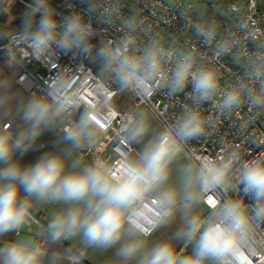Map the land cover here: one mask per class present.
Wrapping results in <instances>:
<instances>
[{
	"label": "clouds",
	"instance_id": "clouds-1",
	"mask_svg": "<svg viewBox=\"0 0 264 264\" xmlns=\"http://www.w3.org/2000/svg\"><path fill=\"white\" fill-rule=\"evenodd\" d=\"M26 7L18 35L27 34L36 58L52 46L64 54L94 55L113 100L123 93L146 98L187 89L191 102L158 130L149 110L127 111L115 129L123 146L118 156L84 161L78 153L93 149L116 117L105 96L64 129L58 141L64 147L26 164L22 155L79 104L67 94L65 74L50 82L47 96L28 99L22 108L27 127H0V264H80L87 249L111 252L114 264H253L264 256V152L251 159L238 149L214 158L186 152L215 126L216 118L202 110L205 104L222 116L244 106L264 114V44H255L251 32L219 36L214 22L193 24L216 58L254 44L242 57L243 76L225 86L214 67L200 64L195 49H177L148 35L136 16L123 18L118 43L96 48L82 14L61 18L51 0H31ZM131 146L138 147L127 151ZM48 205L58 208L47 225L19 235L31 225L34 209ZM173 225L169 239L152 241L155 232ZM66 241H78L82 251L62 247Z\"/></svg>",
	"mask_w": 264,
	"mask_h": 264
},
{
	"label": "built area",
	"instance_id": "built-area-1",
	"mask_svg": "<svg viewBox=\"0 0 264 264\" xmlns=\"http://www.w3.org/2000/svg\"><path fill=\"white\" fill-rule=\"evenodd\" d=\"M124 1L126 3L122 0H51V4L61 18L63 15L77 12L82 14L94 30L93 42L96 48L108 43H118L124 33L123 18L136 16L142 21V29L148 35H155L166 45L177 49H195L200 64L214 67L225 86L243 76L242 57L246 52L253 50L254 44L248 43L236 54L216 58L210 47L201 43L196 36L193 24L214 22L219 36L233 32H251L255 44H264V2L261 0H244L240 8L234 4L223 7L218 3L199 4L182 0ZM12 2L19 4L26 12V6L31 0H0V15ZM24 12L20 11L22 17ZM22 31V27L12 29L0 38V57L5 56L17 64L14 82L31 96H47L46 89L50 82L58 74H65L70 77L71 91L67 94L70 97H78V107L70 108L66 112L63 120L53 127L56 131L63 134L64 129L84 110L103 104L105 96L109 102L113 100L115 93L108 92L105 80L100 75V62L94 55L89 58L75 53L64 54L52 46L42 57L36 58L27 34L18 35ZM141 35L142 39L145 38L143 32ZM189 91L186 89L175 96L160 91L150 93L146 98L131 94L130 108L117 109L112 128L105 130V135L93 149H84L78 153L79 157L84 161H89L97 155L117 157L118 149L123 146L117 143L115 129L124 113L143 107L153 113L160 128L165 123L174 121L183 107L191 102ZM202 110L205 115L215 117L216 123L205 136L190 142L186 147L189 156L214 158L227 150L238 149L244 158L251 159L264 152V114L254 115L247 106L228 116L220 115L212 104L203 105ZM100 126L104 127L102 123ZM126 150L132 151L133 147ZM231 194L233 193H229ZM260 239L264 242V229H261ZM253 264H264V256L254 257Z\"/></svg>",
	"mask_w": 264,
	"mask_h": 264
},
{
	"label": "rangeland",
	"instance_id": "rangeland-1",
	"mask_svg": "<svg viewBox=\"0 0 264 264\" xmlns=\"http://www.w3.org/2000/svg\"><path fill=\"white\" fill-rule=\"evenodd\" d=\"M193 3H217L220 0H182ZM227 1V0H226ZM232 2H228L226 5H222L226 7L228 4L237 5L238 8L242 6L244 0H231ZM264 2V0H261ZM12 8V9H11ZM10 8V13L18 14L22 8L19 4L12 2ZM23 17L19 14L17 17L10 19V22L7 26H2L5 21L4 14L0 15V38L4 36L8 31L12 29H16L21 27ZM16 62L10 60L5 56L0 57V115L14 117L17 121L15 124L16 132H20L24 130L27 125L22 120V108L24 103L30 99L31 97L23 92H17L16 89L12 86V81H14V71L16 69ZM114 103L116 109L125 110L130 108L132 104V96L131 93H123L115 97L114 100L111 101ZM143 108V107H139ZM80 116L75 117L71 124L79 119ZM154 128L159 129V126L154 120ZM133 148H137L138 146H132ZM201 211L205 212V209H201ZM181 221L178 220L177 223ZM175 225L170 227H164L155 232L152 236V241H160L169 239L173 232L175 231ZM179 244H177V247ZM84 254V253H83ZM114 264V257L111 252H99L94 249L86 257V262L80 264Z\"/></svg>",
	"mask_w": 264,
	"mask_h": 264
},
{
	"label": "crops",
	"instance_id": "crops-1",
	"mask_svg": "<svg viewBox=\"0 0 264 264\" xmlns=\"http://www.w3.org/2000/svg\"><path fill=\"white\" fill-rule=\"evenodd\" d=\"M10 8L11 5L2 13L4 14L5 21L2 24V26H7L8 23L10 22V19H13L14 17H17L18 14H12L10 13ZM12 9V8H11ZM21 12H24L21 10ZM25 13V12H24ZM1 28V27H0ZM14 85V86H13ZM12 86L16 89L18 92H23L26 93L20 86H18L14 81H12ZM27 94V93H26ZM29 95V94H27ZM30 97H33L29 95ZM16 119L14 117H9L0 115V125L2 127L8 128L10 130H15V124H16ZM62 136L61 132L56 131L54 128L51 130H45L42 135L39 137L37 143L33 146L32 149H30L27 153L23 154L21 157V160L23 163H32L35 160H37L44 152L51 151V150H59L60 148L64 147L63 144H60L58 141L60 137ZM18 156L20 154H17ZM58 206H40L34 209V218L36 221H32L31 225L22 231L19 235H28V234H36L39 232L43 227L47 225V222L51 216V214L56 211ZM14 234L9 235V239L13 238ZM62 247H69L71 248L74 252H81L82 249L78 243V241H66L64 242V245ZM92 249H87L83 251V258L80 261V263L86 262V257L88 254L91 252ZM86 264V263H85Z\"/></svg>",
	"mask_w": 264,
	"mask_h": 264
},
{
	"label": "trees",
	"instance_id": "trees-1",
	"mask_svg": "<svg viewBox=\"0 0 264 264\" xmlns=\"http://www.w3.org/2000/svg\"><path fill=\"white\" fill-rule=\"evenodd\" d=\"M228 2H232V1L231 0H227V1L226 0H220V2H217V3L220 5H226ZM0 42H1V40H0ZM184 247H186V246L183 244H179V246H178V248H184Z\"/></svg>",
	"mask_w": 264,
	"mask_h": 264
},
{
	"label": "water",
	"instance_id": "water-1",
	"mask_svg": "<svg viewBox=\"0 0 264 264\" xmlns=\"http://www.w3.org/2000/svg\"><path fill=\"white\" fill-rule=\"evenodd\" d=\"M123 2H125L124 0H122ZM126 3V2H125Z\"/></svg>",
	"mask_w": 264,
	"mask_h": 264
}]
</instances>
